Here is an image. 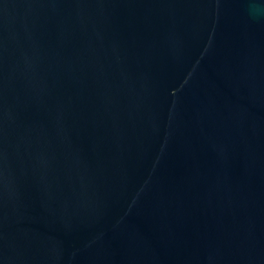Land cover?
I'll use <instances>...</instances> for the list:
<instances>
[{
	"label": "water",
	"instance_id": "95a60500",
	"mask_svg": "<svg viewBox=\"0 0 264 264\" xmlns=\"http://www.w3.org/2000/svg\"><path fill=\"white\" fill-rule=\"evenodd\" d=\"M0 264H264V0H0Z\"/></svg>",
	"mask_w": 264,
	"mask_h": 264
}]
</instances>
